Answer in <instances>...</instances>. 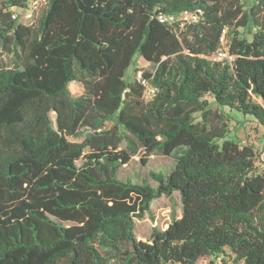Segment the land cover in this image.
Listing matches in <instances>:
<instances>
[{
    "label": "trees",
    "instance_id": "trees-1",
    "mask_svg": "<svg viewBox=\"0 0 264 264\" xmlns=\"http://www.w3.org/2000/svg\"><path fill=\"white\" fill-rule=\"evenodd\" d=\"M29 2L0 0V264H264V171L213 119L264 127V0H49L26 25ZM138 56L154 71L129 80ZM156 153L176 160L157 186L120 176ZM175 193L182 217L138 240Z\"/></svg>",
    "mask_w": 264,
    "mask_h": 264
},
{
    "label": "rangeland",
    "instance_id": "rangeland-1",
    "mask_svg": "<svg viewBox=\"0 0 264 264\" xmlns=\"http://www.w3.org/2000/svg\"><path fill=\"white\" fill-rule=\"evenodd\" d=\"M19 14L18 20L26 25H35L37 23L38 13L30 11H17ZM41 13V12H40ZM241 32L243 29L240 30ZM6 64L11 65L12 60L9 56H3ZM146 71L153 72L154 67L138 56L133 66L127 71L129 80L139 78ZM74 96L83 94L84 89L80 84H71L70 86ZM210 99V97L208 98ZM218 117L213 118L214 121H223L229 128V139L238 140L242 146H253L257 153V169L259 172L264 171V127L261 126L252 116L244 115L240 112L229 108L218 109L213 107ZM56 116L53 114V119ZM198 119L201 117L198 115ZM109 126L112 124H108ZM71 142L82 143L85 140V134L80 137H68ZM140 156L132 159L129 165L125 166L120 173L124 179H130L136 183L148 182L153 186L157 183L150 177L151 172L169 173L175 166L176 160L172 157H166L160 153L149 158L146 165L140 163ZM183 215V205L179 193H175L172 197H162L157 199L152 204L151 215H147L143 220L136 222V235L138 240L146 242L150 239L153 229L159 228L166 230L175 220H178ZM211 259H201L198 264H210ZM218 263H221L218 261ZM227 264H239L235 262V258L228 259ZM241 264V263H240Z\"/></svg>",
    "mask_w": 264,
    "mask_h": 264
},
{
    "label": "built area",
    "instance_id": "built-area-1",
    "mask_svg": "<svg viewBox=\"0 0 264 264\" xmlns=\"http://www.w3.org/2000/svg\"><path fill=\"white\" fill-rule=\"evenodd\" d=\"M49 3V0H30L29 2V11L34 13V11H39L43 6L47 5ZM202 14L201 10H198L197 12H190L185 11L183 12L179 17L175 15H161L159 17L160 21L163 23H175L180 22L183 26L188 23H193L199 20V16ZM15 18L17 16H14ZM228 50L226 48H223L220 50L217 55L215 56V60H222L224 58L228 57ZM142 84L145 85V97L146 99H152L156 93L157 89L153 87L150 83H148L146 80H141Z\"/></svg>",
    "mask_w": 264,
    "mask_h": 264
}]
</instances>
